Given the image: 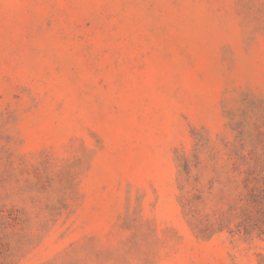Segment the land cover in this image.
I'll return each instance as SVG.
<instances>
[{
  "label": "rangeland",
  "instance_id": "374dc122",
  "mask_svg": "<svg viewBox=\"0 0 264 264\" xmlns=\"http://www.w3.org/2000/svg\"><path fill=\"white\" fill-rule=\"evenodd\" d=\"M0 264H264V0H0Z\"/></svg>",
  "mask_w": 264,
  "mask_h": 264
}]
</instances>
